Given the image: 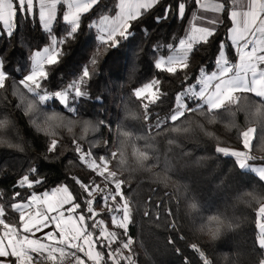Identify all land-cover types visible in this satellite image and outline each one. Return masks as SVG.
<instances>
[{
  "label": "trees",
  "instance_id": "obj_1",
  "mask_svg": "<svg viewBox=\"0 0 264 264\" xmlns=\"http://www.w3.org/2000/svg\"><path fill=\"white\" fill-rule=\"evenodd\" d=\"M117 0H101V2L82 18V27L70 43L61 46L64 55L61 63L55 67L46 87L50 90H59L64 84L78 76L82 68L88 65L91 56L96 51L99 41L97 30L88 25L98 20L100 14H111ZM176 0H162V3L147 13L139 22L134 23L130 30L134 34L126 41L106 53L99 62L96 75L88 84L90 93L88 99H77L72 102L78 107L76 114L67 112L58 101H49L41 106L43 111L51 112L58 110L70 118H89L94 123L104 120L106 124L100 126L99 132H89L83 144L85 150L89 143L98 141L92 149L95 155H102L109 149L115 152L112 158L110 170L116 174L118 180L123 179L126 183L122 186L125 197L130 201L132 209V223L129 225V235L133 238L134 257L137 264H182L183 258L188 257L191 264H200L196 254L189 250L191 243L201 246L213 264H220V258L227 253L231 261L238 252L246 254L247 264H261L264 258V250L257 247L259 238L256 237L258 229L255 226L257 219L256 209L243 210L246 217L242 228L235 234L221 240L216 246H210L195 238L188 227V219L183 210V200L180 193L168 192L146 179V174L137 173L139 152L148 151L152 159L147 164H155L165 171L170 165L174 170L171 174L181 179L183 185H188L196 200L201 205V213H207L220 207L230 194L239 192L245 187L264 184L260 182L251 171L240 170L233 165V158L223 157L215 153V144H185L183 149L174 144H168L171 137L163 135L165 129L173 126L172 122L162 126L158 131L155 127L157 114L160 118L166 117L174 106L175 95L193 84L199 75V69L205 67L210 73L214 68L216 49L220 40L226 38L227 28L230 22L225 17L224 24L218 28V35L214 42L206 47L197 46L190 54L189 68L179 70L175 75L161 72L155 69L154 63L159 56V49L172 43L178 46V40L183 38L188 23L189 13L195 10L194 3H189L188 13L181 21L173 14L162 23L157 24L155 17L163 16L164 8L168 4L175 6ZM65 7L61 6L58 13V21L54 24V33L58 39L66 34L69 27L62 21V12ZM19 27L15 35L10 38L0 36V55L5 60V68L11 72L12 77L18 82L24 74L30 70L29 53L42 50L49 43L47 34L39 26L38 20L27 22L17 17ZM146 29L147 31H143ZM169 53L171 50H168ZM227 54L235 61L234 50L229 46ZM19 68V71H13ZM187 73L188 79H185ZM153 79L161 81L160 91L166 93L162 102L151 107V116L145 120L143 108L133 97V90L143 86L144 83ZM11 80L9 88L4 93L5 98L0 99V107L13 109L18 117V122L23 137L28 142L27 150L19 153L12 150L0 149V193L4 195L3 203H0L2 216L6 210L9 212V220L19 223L11 215L9 205L15 208L12 202L14 186L18 185L19 179L28 172L29 168L38 169L39 178L44 181L42 185H36L33 189L15 187L21 197H26L31 191L38 194L45 190H51L60 185H67L72 194L81 203V210L85 208L83 197L86 195L75 183L76 179L84 183L95 180L96 183L104 184L78 160L74 152V140L66 139L63 143L67 148L57 146L55 152L47 151V140L42 135L35 134L26 124L22 110L15 107L17 99L11 94ZM97 97H103L102 102ZM250 98V97H249ZM248 98V103H249ZM255 99V97H251ZM257 99V98H256ZM245 101L242 99L241 103ZM264 103L262 101H259ZM193 106V102L189 104ZM135 113V116L129 115ZM142 113V115H141ZM188 115H192L191 113ZM182 120V118H181ZM181 121L175 122L180 123ZM244 130H236L230 135H225L222 141L229 146L241 147L237 142V133ZM127 132L130 136L125 137ZM259 137V141H258ZM11 139L10 136L5 137ZM255 140L258 146L264 145V131L262 128L256 134ZM108 143V145H105ZM118 143L122 145L121 156L116 151ZM135 149H140L134 152ZM158 157V161L153 156ZM185 152L190 153L185 156ZM45 155L48 157L45 159ZM201 156H210L212 162L197 163ZM71 161V163H70ZM125 161V163H121ZM258 163L259 162H253ZM147 166V165H146ZM235 170L234 172L232 170ZM231 170V171H230ZM35 178V177H33ZM21 197H15L17 201ZM147 213V215L145 214ZM171 213V215H169ZM110 224L109 214L103 215ZM175 222L177 229L173 230L169 225ZM85 225L93 236L96 248L101 256L100 264H114L109 250L103 240L99 238V230L95 226V220H85ZM183 236L184 240L180 237ZM169 238L175 241V247L182 250V255H177L173 245L168 243Z\"/></svg>",
  "mask_w": 264,
  "mask_h": 264
},
{
  "label": "snow or ice",
  "instance_id": "obj_2",
  "mask_svg": "<svg viewBox=\"0 0 264 264\" xmlns=\"http://www.w3.org/2000/svg\"><path fill=\"white\" fill-rule=\"evenodd\" d=\"M100 2L101 0H0V36L10 39L15 35L19 27L17 20L19 16L20 20L25 23H34L38 20L40 28L47 34L49 40L48 45L43 47L42 51L29 53L30 70L18 82L12 77L11 72L6 70L4 57L0 55V99L5 98L4 93L8 91L11 80V94L17 99L15 105L17 109L25 113L39 112L44 115L47 112L43 111L41 106L55 100L67 112L76 114L78 107H74L70 101L74 102L77 98H90L87 87L92 77L97 74L96 70L101 56L117 48L122 41L128 40L134 34L130 31L134 23L139 22L147 13L160 5L162 0H118L111 14H100L98 20L88 25L89 28L97 30L96 38L99 41L88 65L84 66L78 76L64 84L59 90H50L46 87V82L55 67L62 61L64 53L61 46L75 39L82 27V18ZM190 2L194 3L196 8L188 14L189 19L184 37L178 40V47L172 43L167 44L166 47L171 50V54L166 57L160 55L155 60V69L172 75H175L178 69L181 71L188 69L190 54L194 48L211 45L218 35V28L224 24L225 17L231 26L227 28L226 38L218 43L214 60L215 70L209 73L205 67H201L195 82L175 95L174 106L168 115L160 118L157 114L155 127L160 131L163 129L162 126L169 122H172L174 126L175 122L181 121V118H185L190 113L207 115L218 113L229 104L246 111L252 119L260 120L259 109L247 101L249 97H255L264 102V0H176L175 6L172 4L165 6L163 16L155 17V22L162 23L173 14L182 21L188 13ZM61 6L66 7V10L62 12V21L69 27L66 29V34L58 39L53 33ZM143 31L147 30L143 29ZM229 46L234 50L235 61L231 60L227 54ZM19 70V68H13V71ZM188 78L185 73V79ZM160 84L159 79H153L133 90L132 95L142 105L145 120L151 116V107L162 102L161 98L167 95L160 91ZM96 99L102 102L103 97ZM242 99L244 103H241ZM189 101L193 102V106L189 105ZM129 115L135 116V113L129 112ZM65 122L62 117L46 116L42 130L50 132L52 127ZM9 123L7 120H0V128L7 129ZM84 123L85 132L89 133L96 132L97 125L103 126L106 121L100 120L96 124L89 121ZM36 126L38 129L42 127L40 124ZM256 134V128H247L237 133V142L242 145V148L229 146L227 142L220 140L216 143L214 151L223 157L233 158L234 167L240 170L247 169L254 173L260 182H264V160H254L252 155ZM125 135L130 136L129 133ZM0 142L10 143L11 140L5 141L0 138ZM97 143L98 141L90 142L89 148L85 150L80 141L74 140V152L78 155V160L95 177H99L108 185L110 191L100 195V202L103 207L109 209L110 219L120 221L118 225L114 223L113 227H119L126 238L124 248L129 255L124 257L123 262L136 264L135 253L131 247L134 240L129 235L132 209L130 201L122 190L126 182L123 179L117 180L116 174L109 172L112 167V158L116 156V153L108 149L105 154L95 155L92 149ZM57 146L58 141L56 140L47 142V151L55 152ZM260 147L264 148V145ZM153 156L158 161L154 152ZM146 158V153L143 151L137 154L138 161ZM200 159L203 158H198L197 163ZM253 162H259V166ZM165 171L174 170L168 165ZM106 177L109 179H105ZM73 179L86 194L83 197L85 205L83 211H80L81 203L76 202L77 198L69 187L63 184L39 194L31 191L28 196L21 197V193L16 192L15 187L33 189L34 186L44 183L39 178L37 168H29L28 172L19 179L18 185L14 186L11 199L17 207L8 206L11 215L19 223L9 220L7 210L5 215L0 217V264H30L29 258L34 264L38 258V252L34 250L35 241L47 239L50 235L56 236L57 216L66 217L71 214L75 218V214L78 213L85 220H95V216L101 215L94 207L97 202L96 198H92L93 193L100 189L99 184L95 180L86 184L75 177ZM182 187L185 199H196L188 185L185 184ZM15 197H21V199L17 201ZM4 199V195L0 193V203H3ZM89 204L92 205L91 208ZM115 213H120V215ZM256 216L255 226L258 229L256 237L264 241V205L256 208ZM169 226L173 230L177 229L174 221ZM49 227L53 230L44 232L42 237L36 236V233L43 232ZM180 239L184 240V237L181 236ZM168 243L173 245L177 255H182V250L175 247V241L169 238ZM257 247L264 250V243H258ZM188 248L196 254L200 264H211L201 246L191 243ZM182 264H191L190 258L184 257Z\"/></svg>",
  "mask_w": 264,
  "mask_h": 264
},
{
  "label": "clouds",
  "instance_id": "obj_3",
  "mask_svg": "<svg viewBox=\"0 0 264 264\" xmlns=\"http://www.w3.org/2000/svg\"><path fill=\"white\" fill-rule=\"evenodd\" d=\"M249 103L259 109L260 120L252 119L246 111L239 109L238 106L229 104L218 113L211 115L203 113L188 115L182 118L180 123L165 129L163 135L171 137V139L167 140L168 144H174L177 148L183 149L185 144H215L222 140L225 135H230L236 130L256 128L257 133H259L260 129L264 128V103L251 97L249 98ZM22 115L25 117L26 124L35 134L45 137L48 143L52 140L58 141V146L64 149L67 148V145L63 143L66 139L76 141L86 139L89 133L85 132V121L96 124L89 118H70L61 111L55 113L47 112L44 115L39 112L25 113L22 111ZM46 116L62 117L66 122L52 127L50 132H45L42 128ZM0 120L10 122L7 129L0 128V138L7 141L8 139L5 137H11L10 143L0 142V149L24 153L27 150L28 142L22 135L16 112L4 106L0 107ZM37 124L42 127L38 129ZM99 131L100 127L97 125L96 132ZM125 133L124 136L127 137ZM121 147L122 145L118 143L116 151L118 156L122 158ZM139 150L134 148V152ZM145 153L147 158L143 161H138L137 173L146 174L148 181L168 192L180 193L184 196L181 179L171 174V172L162 170L155 164H147V161L152 159V155L148 151H145ZM187 154L189 153L185 152L186 157L189 156ZM252 155L254 160H264V148L259 147L256 140ZM44 158L47 159L48 157L45 155ZM199 158H203L200 159L202 164L205 162L210 164L212 162L210 156H201ZM232 171L234 172L235 170L233 169ZM261 205H264V184L245 187L239 192L230 194L228 200L220 207L207 213H201V205L196 199L183 200V210L188 219L189 230L195 238L210 246H216L218 242L237 233L242 228L246 219L243 215V210L251 209L254 211ZM210 262L213 264L211 259ZM220 264H247V257L246 254L238 252L236 257L229 261L228 254L225 253L220 258ZM261 264H264V258H261Z\"/></svg>",
  "mask_w": 264,
  "mask_h": 264
},
{
  "label": "rangeland",
  "instance_id": "obj_4",
  "mask_svg": "<svg viewBox=\"0 0 264 264\" xmlns=\"http://www.w3.org/2000/svg\"><path fill=\"white\" fill-rule=\"evenodd\" d=\"M168 50L167 47L160 48L159 56L164 55L166 57L169 55ZM72 102L73 101H70V103ZM190 103L192 102L189 101V104ZM255 164L259 166L258 163ZM246 170L247 169H245V171ZM109 172L113 173L110 169ZM105 179H109V177H106ZM116 179L118 180L117 176ZM98 184L100 189L93 193L92 198H96L97 202L94 207L96 211L101 214L100 216H95V213L93 214L95 216V226L100 232L99 238H101L103 243L107 245L110 257L114 264H126V262H123L124 257L129 255L128 251L124 248V239L126 238L122 235V230L119 227H113L114 223L118 225L120 221L118 219H110V224H108V220H106L103 215L109 214V209L103 207L100 202V195L102 193H108L110 189L106 183ZM16 207L17 205H15V208ZM91 207L92 205L89 204V208ZM115 214L120 215V213ZM0 217H2L1 208ZM56 219L58 221L56 236L50 235L47 239H37L35 241L36 248L34 250L38 252V258L35 260L34 264L63 260L71 254L76 256L75 264H100L101 256L96 248L93 236L85 225L84 219L81 218L78 213L75 214V218L70 214L66 217L63 215L57 216ZM52 230L51 227L46 228L43 232L36 233V236L42 237L44 232ZM259 243H264V241L259 240ZM29 261L30 264H32L30 258Z\"/></svg>",
  "mask_w": 264,
  "mask_h": 264
},
{
  "label": "built area",
  "instance_id": "obj_5",
  "mask_svg": "<svg viewBox=\"0 0 264 264\" xmlns=\"http://www.w3.org/2000/svg\"><path fill=\"white\" fill-rule=\"evenodd\" d=\"M75 263H76V256L71 254L70 256H68L63 260H57L50 263H37V264H75Z\"/></svg>",
  "mask_w": 264,
  "mask_h": 264
},
{
  "label": "crops",
  "instance_id": "obj_6",
  "mask_svg": "<svg viewBox=\"0 0 264 264\" xmlns=\"http://www.w3.org/2000/svg\"><path fill=\"white\" fill-rule=\"evenodd\" d=\"M117 2H118V0H117ZM65 10H66V7H65ZM209 15H210V14H209ZM187 24H188V23H187ZM184 35H185V33H184ZM183 37H184V36H183ZM177 47H178V46H177ZM169 54H171V52H170ZM214 70H215V69H214ZM214 70H213V71H214ZM210 73H211V72H210Z\"/></svg>",
  "mask_w": 264,
  "mask_h": 264
}]
</instances>
